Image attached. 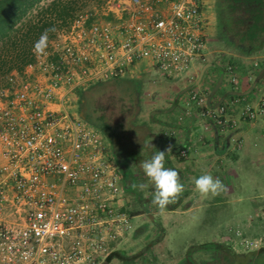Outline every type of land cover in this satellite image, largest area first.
Masks as SVG:
<instances>
[{
    "label": "built area",
    "instance_id": "1",
    "mask_svg": "<svg viewBox=\"0 0 264 264\" xmlns=\"http://www.w3.org/2000/svg\"><path fill=\"white\" fill-rule=\"evenodd\" d=\"M78 3L48 48L0 82V264H101L121 250L131 229L123 173L107 137L73 109L79 93L133 76L143 61L196 80L210 58L202 0ZM224 67L237 86L233 65ZM190 97L206 100L196 89ZM201 114L236 125L223 103ZM239 114L264 116V97ZM240 236L232 243L242 249L264 242V233Z\"/></svg>",
    "mask_w": 264,
    "mask_h": 264
},
{
    "label": "crops",
    "instance_id": "2",
    "mask_svg": "<svg viewBox=\"0 0 264 264\" xmlns=\"http://www.w3.org/2000/svg\"><path fill=\"white\" fill-rule=\"evenodd\" d=\"M248 1L243 2L242 14H239L241 8L232 4L231 21L225 27L226 32H221L224 35L218 36L215 0H202L209 20L207 33L223 38L220 41L226 50L210 51L209 61L201 68L206 66L201 77L199 74L196 80H138L142 84L134 88L145 92L149 104L159 102L162 111L156 107L152 113H167L166 118L155 121L152 130L155 135L151 137V145L145 148L153 155L159 150L167 151L171 145L165 153V167L175 168L184 184L179 210L196 212L213 200L221 211L230 214L225 224L231 223L230 228L255 236L264 226V116L244 120L239 109L245 103L257 106L264 97V0H250L251 7L246 4ZM227 62L233 65L239 79L237 86L227 80L229 74L224 67ZM208 68H212L215 80H202ZM193 89L205 95V102L191 99ZM222 103L228 116L236 120L235 126L220 128L213 118L201 114L202 109H214ZM112 148L114 151V145ZM182 148L188 149L186 155H180ZM205 173L218 177L223 190L216 195L200 193L195 179Z\"/></svg>",
    "mask_w": 264,
    "mask_h": 264
},
{
    "label": "rangeland",
    "instance_id": "3",
    "mask_svg": "<svg viewBox=\"0 0 264 264\" xmlns=\"http://www.w3.org/2000/svg\"><path fill=\"white\" fill-rule=\"evenodd\" d=\"M220 40L223 41V38L210 34L208 51L213 48L226 50V46ZM211 71L212 68H208L202 80H213V78L215 80L216 75H212ZM137 72L139 73L130 77L103 80L93 85L85 91L84 104L82 105L78 100L77 105L73 107L82 117L87 115L84 119L89 125L104 133H113L112 130L116 132L110 139L114 140L113 143L111 141V145L116 144L123 155V164L127 166L124 181L128 186V189H125V196L131 229L120 244L123 254L112 255L107 264H129V256L133 253L140 255L141 258V250L148 241H152V244L145 250L149 255L147 264H178L186 252L191 253L190 259L196 264H206L205 260L210 259V254L220 249L217 243L230 246L236 253L232 259L223 255L225 264L229 262L239 264L243 261L245 264H264V249H262L264 242L253 249H242L233 245V243L238 244L241 232L244 237H256L264 233V226L255 232V236H250L240 229L230 228L231 223L225 224L230 214L227 215L225 210L221 211L213 200L206 202L207 205L199 208L198 211L190 213L179 210L181 207L179 198L171 203L172 207L166 206L163 209L152 201L155 193L154 184L146 176L142 162L152 157L145 147L151 145V137L155 135L152 132L153 127L156 126L155 121L157 118H166L167 113L161 112L163 108L160 107L159 102L149 104L145 92L142 89L135 90L134 87L142 82L138 80L177 79L166 78L161 71L152 68L145 61L140 63ZM156 107L162 108L161 111L152 113V109ZM104 122L109 124L112 130H103L99 124ZM179 161L178 159L176 163L178 164ZM140 183H144L146 187L141 189ZM162 210L165 212L163 213ZM159 224H162V227L159 228ZM259 249L260 251L257 252ZM247 252L253 253L252 257L246 255Z\"/></svg>",
    "mask_w": 264,
    "mask_h": 264
},
{
    "label": "trees",
    "instance_id": "4",
    "mask_svg": "<svg viewBox=\"0 0 264 264\" xmlns=\"http://www.w3.org/2000/svg\"><path fill=\"white\" fill-rule=\"evenodd\" d=\"M78 1L0 0V82L7 80V75L10 72L20 71L27 64L35 61L37 54L34 52L33 45L45 30H48V43L45 49L48 48L51 39L56 35L57 29L67 24L75 11L81 7ZM87 90L79 93V101L82 105ZM99 125L105 131L112 130L106 122ZM112 132H106L110 139L116 134L113 130ZM115 145L114 152L117 162L123 166L120 151ZM126 188L128 189L127 184ZM259 251L260 249L257 250V252ZM118 254H123L122 249L115 251L113 255ZM245 254H248L249 257L253 255L251 252ZM246 259L251 260V258Z\"/></svg>",
    "mask_w": 264,
    "mask_h": 264
},
{
    "label": "clouds",
    "instance_id": "5",
    "mask_svg": "<svg viewBox=\"0 0 264 264\" xmlns=\"http://www.w3.org/2000/svg\"><path fill=\"white\" fill-rule=\"evenodd\" d=\"M54 30V29H53ZM48 43V30L41 33L38 40L34 42V52L39 55L45 51ZM171 148L169 145L168 150ZM167 150V151H168ZM167 151L159 150L152 157L142 162V168L146 176L154 184V202L161 208L177 200L184 190V184L178 178V172L175 168L165 167V153ZM195 186L202 194H218L223 190V182L211 174L205 173L195 179ZM141 189L145 188L144 183H140Z\"/></svg>",
    "mask_w": 264,
    "mask_h": 264
},
{
    "label": "flooded vegetation",
    "instance_id": "6",
    "mask_svg": "<svg viewBox=\"0 0 264 264\" xmlns=\"http://www.w3.org/2000/svg\"><path fill=\"white\" fill-rule=\"evenodd\" d=\"M244 0H215V11H216V25H217V32H218V36H223L224 32L226 30V26L229 25L230 17L231 14H229L230 9L232 8V4L235 6H238L240 9L239 14H242L243 12V5H245ZM249 7H251L252 3L250 2V0L246 3ZM228 28V27H227ZM223 30V31H221ZM226 32V31H225ZM228 40H230V38H228ZM126 164H124L123 166L120 165L121 170L123 171L124 169V177L125 174L127 173V166H125ZM126 170V171H125ZM168 206L172 207L171 204H169ZM162 227V224H159V228ZM217 243V242H216ZM152 241H148L145 243L143 249L141 250V258L140 255H137L135 253L130 254L129 256V264H141V263H149L148 259H149V255L146 254L145 250L149 249L151 247ZM220 246V251L218 250V252H212L210 254V259H206L205 263L206 264H225V260H223V255H226L227 258H233L236 253L231 249L230 246H224L220 243H217ZM244 254V253H243ZM119 255V254H118ZM190 255L191 253L186 252V254L183 256V258H181L178 261V264H196L193 260L190 259ZM143 260V261H142ZM142 261V262H141ZM109 262V258L107 259L106 264ZM228 264H231L230 262Z\"/></svg>",
    "mask_w": 264,
    "mask_h": 264
},
{
    "label": "water",
    "instance_id": "7",
    "mask_svg": "<svg viewBox=\"0 0 264 264\" xmlns=\"http://www.w3.org/2000/svg\"><path fill=\"white\" fill-rule=\"evenodd\" d=\"M205 67L201 70V73H200V76L199 77H201L203 75V72H204ZM83 116L86 117L85 115H83ZM152 201L154 202V198H153ZM106 262H107V260L103 261L101 264H106Z\"/></svg>",
    "mask_w": 264,
    "mask_h": 264
}]
</instances>
